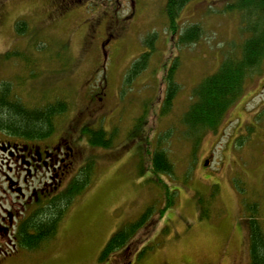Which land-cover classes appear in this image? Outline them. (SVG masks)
I'll use <instances>...</instances> for the list:
<instances>
[{
	"label": "rangeland",
	"instance_id": "rangeland-1",
	"mask_svg": "<svg viewBox=\"0 0 264 264\" xmlns=\"http://www.w3.org/2000/svg\"><path fill=\"white\" fill-rule=\"evenodd\" d=\"M166 3L0 0V85L11 83L13 94L31 108L66 102L45 142L65 136L79 147L81 169L94 164L90 185L69 207L57 235L36 250L19 249L15 229L7 227L9 212L22 213V200L9 189L7 179L16 178L1 148L12 140L0 133V264H249L246 222L259 215L264 231V65L247 77L240 101L216 130L189 134L182 120L193 89L219 70L226 55L235 56V42L237 47L246 36L239 15L221 13L222 0H190L176 30ZM17 23L25 24L23 35ZM195 24L203 36L178 44ZM152 34L149 67L125 84ZM8 52L30 61L7 59ZM175 60L179 89L163 116L164 75ZM84 126L113 134L111 148L89 147ZM157 148L173 164L170 175L152 169ZM51 176L45 177L53 186L58 177ZM144 215L125 257L120 249L102 258L110 239Z\"/></svg>",
	"mask_w": 264,
	"mask_h": 264
},
{
	"label": "trees",
	"instance_id": "trees-1",
	"mask_svg": "<svg viewBox=\"0 0 264 264\" xmlns=\"http://www.w3.org/2000/svg\"><path fill=\"white\" fill-rule=\"evenodd\" d=\"M189 1L167 0L165 15L172 30H176L178 27L177 17ZM222 1L224 4L221 13L239 15L241 30L246 37L237 47H235V42L233 48H237L235 56L226 55L218 68L219 70L204 78L193 89L194 101L184 113L182 120L189 134L205 129L216 130L229 109L240 101L247 77L258 70L260 71L261 66L264 65V0ZM16 31L23 35L26 32L25 24L17 23ZM203 32L200 25H190L183 30L178 44L198 41L203 36ZM155 42L156 35L152 34L147 37L146 46L148 49L132 64L125 76V84L136 79L149 67L150 58L155 51ZM13 56L23 59L26 64L30 61L29 56L23 54L11 52L5 54L7 59ZM178 66L179 63L175 60L164 75L166 91L161 112L163 116H167L174 106L179 89L175 79ZM66 109V102L60 100L41 107H28L13 94L11 83L3 81L0 85V133L9 139H16L21 142L50 140L55 134V119L63 114ZM82 128L81 136L87 141L89 147L111 148L114 140L113 134L109 135L102 128L98 130L91 129L89 126ZM151 163L156 174L170 175L173 172V164L163 148H157L152 153ZM93 169V163H86L85 167L68 182L63 190L49 198L39 196L38 200L26 207V214L17 223L14 233L17 248L36 250L57 235L59 226L69 207L77 196L82 194L90 185ZM169 196L171 200L172 195ZM256 213L257 206L254 209V215ZM258 216L252 217L246 224L250 264H264V231ZM147 218L148 216L144 215L136 224L116 233L103 250L102 258L111 254L113 250L130 247L129 243Z\"/></svg>",
	"mask_w": 264,
	"mask_h": 264
},
{
	"label": "flooded vegetation",
	"instance_id": "flooded-vegetation-1",
	"mask_svg": "<svg viewBox=\"0 0 264 264\" xmlns=\"http://www.w3.org/2000/svg\"><path fill=\"white\" fill-rule=\"evenodd\" d=\"M66 139L65 136H60L52 145L50 144L51 146L46 142L13 141L10 148L7 146L1 147L3 152L7 154L9 161L13 163V167L10 169L16 178L7 179L9 189L16 193L13 192L18 199L22 200V203L19 202L22 206V213L19 210L8 213L11 228L7 227V230H10V232L22 218L21 216H23L27 206L38 200L39 196L49 198L60 192L78 174L81 168L78 166L80 161L78 156L79 147H74ZM49 173L52 174V181H55V177H58L57 184L51 186L48 178L45 177ZM34 181L39 183L38 188L33 187ZM18 189L27 193L28 191L31 192L27 197H21V194L18 196L16 192ZM128 250L126 248L119 256L125 257V252ZM112 264H116V260H113Z\"/></svg>",
	"mask_w": 264,
	"mask_h": 264
},
{
	"label": "water",
	"instance_id": "water-1",
	"mask_svg": "<svg viewBox=\"0 0 264 264\" xmlns=\"http://www.w3.org/2000/svg\"><path fill=\"white\" fill-rule=\"evenodd\" d=\"M7 147H8V148H10V147H11V145L9 144ZM17 192H19V193H21V194H22V192H21V190H20V189H18V190H17Z\"/></svg>",
	"mask_w": 264,
	"mask_h": 264
}]
</instances>
